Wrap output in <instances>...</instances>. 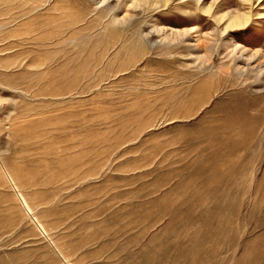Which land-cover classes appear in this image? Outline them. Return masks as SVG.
Returning a JSON list of instances; mask_svg holds the SVG:
<instances>
[{"label": "rangeland", "instance_id": "obj_1", "mask_svg": "<svg viewBox=\"0 0 264 264\" xmlns=\"http://www.w3.org/2000/svg\"><path fill=\"white\" fill-rule=\"evenodd\" d=\"M255 50L264 0H0V264H264Z\"/></svg>", "mask_w": 264, "mask_h": 264}, {"label": "bare ground", "instance_id": "obj_2", "mask_svg": "<svg viewBox=\"0 0 264 264\" xmlns=\"http://www.w3.org/2000/svg\"><path fill=\"white\" fill-rule=\"evenodd\" d=\"M221 19H223V18H221ZM248 21H249V16L247 14L236 13L234 15H231V17L229 18V20L226 21L227 24L224 26V31H228V30L233 29V28H241V27H244L248 23ZM164 34H165V32H164ZM181 34L182 33L180 31H175V32L171 31L168 34V37H179V36H181ZM233 49L234 50H237V49L240 50V51H238V50L237 51L240 52L241 55H243L245 53L246 54L249 53L247 50H245V48H242V47H234ZM249 57H250V59H253V60H256L257 61V64L255 65L254 69L260 70L263 67L262 69L264 70V59H263L264 56H262V54L259 53V50H255L253 52H250Z\"/></svg>", "mask_w": 264, "mask_h": 264}]
</instances>
